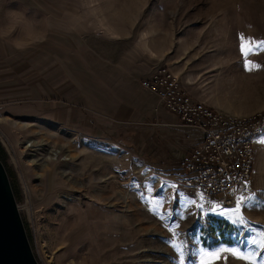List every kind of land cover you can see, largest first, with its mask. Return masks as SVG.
Segmentation results:
<instances>
[{
	"label": "rangeland",
	"instance_id": "obj_1",
	"mask_svg": "<svg viewBox=\"0 0 264 264\" xmlns=\"http://www.w3.org/2000/svg\"><path fill=\"white\" fill-rule=\"evenodd\" d=\"M241 34L264 39V0H0V143L39 264H199L221 247L254 259L213 264H264V132L236 197L246 225L219 214L236 202L158 188L104 138L126 131L121 110L147 100L139 81L159 66L225 115L263 112L264 67L245 70ZM26 107L78 121L13 116Z\"/></svg>",
	"mask_w": 264,
	"mask_h": 264
},
{
	"label": "built area",
	"instance_id": "obj_2",
	"mask_svg": "<svg viewBox=\"0 0 264 264\" xmlns=\"http://www.w3.org/2000/svg\"><path fill=\"white\" fill-rule=\"evenodd\" d=\"M140 85L156 95L164 109L177 118L178 126L200 135L183 162L186 183L204 199L219 195L218 203L234 206L253 171L254 143L264 132V111L225 115L193 98L167 66L157 67Z\"/></svg>",
	"mask_w": 264,
	"mask_h": 264
},
{
	"label": "crops",
	"instance_id": "obj_3",
	"mask_svg": "<svg viewBox=\"0 0 264 264\" xmlns=\"http://www.w3.org/2000/svg\"><path fill=\"white\" fill-rule=\"evenodd\" d=\"M168 68L176 75L181 73L180 70L177 71L174 67L170 68L168 66ZM182 79L180 80L183 84L184 81ZM185 87L192 97L198 100L201 99L198 95L196 96L192 93L189 86L186 85ZM142 90L147 92L144 93ZM140 91L147 96V100H135L137 102L134 101L133 106H125L120 112L121 120H133L127 123L129 125H127L126 131L120 135L104 137L105 141L114 143L116 147L133 155L136 161L147 169L146 173L150 174L158 188H163L164 186L189 199V192L192 188L184 179L183 162L190 148L200 140V135L194 129L178 126L176 124L177 118L158 104V100L153 93L142 87ZM66 109H68V118L60 116L58 120L47 116V113L41 108L38 112H34L26 107L24 114H13V116L21 117L30 122L44 118L43 121L47 123L48 119H50L58 123L63 122L61 124L67 126L68 123H72L70 121L71 118H77L76 120L78 121V112L74 113L73 108H65L62 109L63 116L67 114V112H64ZM150 120L152 123L146 122ZM116 137H126V139H123L120 143L115 140ZM29 142L34 145V147H29L37 149L40 146L35 144L34 141H27L26 146H28L27 143ZM52 153L54 154V152ZM50 157L53 160L56 159L52 154Z\"/></svg>",
	"mask_w": 264,
	"mask_h": 264
},
{
	"label": "water",
	"instance_id": "obj_4",
	"mask_svg": "<svg viewBox=\"0 0 264 264\" xmlns=\"http://www.w3.org/2000/svg\"><path fill=\"white\" fill-rule=\"evenodd\" d=\"M0 264H39L32 251L8 174L1 160Z\"/></svg>",
	"mask_w": 264,
	"mask_h": 264
},
{
	"label": "snow or ice",
	"instance_id": "obj_5",
	"mask_svg": "<svg viewBox=\"0 0 264 264\" xmlns=\"http://www.w3.org/2000/svg\"><path fill=\"white\" fill-rule=\"evenodd\" d=\"M241 44H240V51L242 54V57L244 58V67L245 70L248 72H252L253 70H258L264 65L254 62L253 60L249 59V57L257 52H262L264 51V39H259L257 40L256 38L248 37L245 38L243 34H241ZM264 142V141H262ZM246 198L241 196L240 199L236 202V207L230 208V207H225L222 212H220V215H228L229 213H232L233 215L230 216L229 218L232 219L233 223L237 224H242L246 225L248 221L246 218L241 214V203L245 200ZM190 203L195 204V201H190ZM219 206V205H218ZM217 206V207H218ZM203 205H200V208L203 209ZM210 212H216L217 208L212 207L209 208ZM264 243V241H262ZM222 252H231L237 257H240L244 260H253L254 259V253H250L248 255L243 254L242 252L238 251L234 247H221L218 250L215 251H206V252H201L200 256L201 259L199 261V264H213V261L221 259V253ZM205 257H209L210 259H207ZM180 264H185L184 259L181 258Z\"/></svg>",
	"mask_w": 264,
	"mask_h": 264
},
{
	"label": "trees",
	"instance_id": "obj_6",
	"mask_svg": "<svg viewBox=\"0 0 264 264\" xmlns=\"http://www.w3.org/2000/svg\"><path fill=\"white\" fill-rule=\"evenodd\" d=\"M123 139H126V137H124V138H115V140L116 141H122ZM121 143V142H120ZM5 157H6V153H5V150H4V148H3V146L1 145V143H0V160L2 161V163H3V165H4V167H5V169H6V172H7V174H8V178H9V173H8V171H7V168H6V165H5ZM9 181H10V179H9ZM10 184H11V188H12V191H13V194H14V196H15V189H14V185H13V183L10 181ZM28 236V238H29V235H27ZM229 241V240H228Z\"/></svg>",
	"mask_w": 264,
	"mask_h": 264
},
{
	"label": "bare ground",
	"instance_id": "obj_7",
	"mask_svg": "<svg viewBox=\"0 0 264 264\" xmlns=\"http://www.w3.org/2000/svg\"><path fill=\"white\" fill-rule=\"evenodd\" d=\"M27 145H29V146H33V147H34V145H32V143H28ZM57 152H58V151H57ZM55 155H57V153H56Z\"/></svg>",
	"mask_w": 264,
	"mask_h": 264
}]
</instances>
